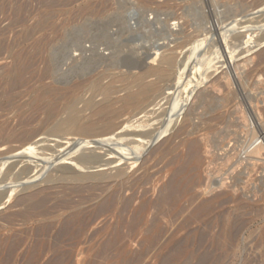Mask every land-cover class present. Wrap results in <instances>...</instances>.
Returning a JSON list of instances; mask_svg holds the SVG:
<instances>
[{"label":"rangeland","instance_id":"374dc122","mask_svg":"<svg viewBox=\"0 0 264 264\" xmlns=\"http://www.w3.org/2000/svg\"><path fill=\"white\" fill-rule=\"evenodd\" d=\"M132 4L134 5L132 6ZM262 4L264 5V0H0V148H5V151H8V149L11 150L10 153H7L0 157V171L3 174L7 166L11 163L16 162V159L18 162H16V164L18 165L15 169V173L18 174H20L19 171L21 169L23 170L25 166L34 167L38 170L39 168L43 167V164L45 166V163L43 162H45L46 160H52V155L54 154L55 150L58 151L61 149V147H57L58 143H56L54 140H63L55 136L53 133L51 134L52 127L57 121L67 117V115L71 112V107H75L79 110L84 109V103H86L87 99L90 100L89 97L92 98L91 96H93L94 92L97 89L95 86L92 88V80H96L101 76H103L101 78H105L104 76L106 75L107 79L102 80L103 84H110L112 78L115 77V75L120 76V73L126 72L127 74L130 72H142L150 67V65H154V63L152 64L151 56L155 52V50L161 49L160 51L162 52L169 48L165 53L169 54L173 47L179 45L180 43H183L182 47L178 49L179 57L177 66L175 68V74L166 83V88H169L172 85L176 84L181 74L185 76L190 74L191 69H188L189 71L187 70V72L185 71L187 74L185 72H182L187 67L191 68L190 63L192 60H190V52L192 51V49H195L196 47L198 51L199 45L202 44L203 48L207 46V43L210 45V43L213 42L212 36H214L215 39L217 37L216 33L221 32V30L219 29L224 27L223 25L228 26V23L230 22L233 23L239 21L240 23H244L245 21V25H257L258 21L264 19V14H256L257 11H255L263 7ZM124 16L126 17V19ZM112 17H114L115 19ZM119 17H121V19ZM255 17L258 19H256ZM250 19H252V21ZM116 21H118L120 25H118V22ZM219 21L221 23L223 22L221 24L222 27L220 26ZM248 21L252 23H246ZM174 22L177 24L179 23L180 25L178 24L177 27H174ZM92 33L93 35H95L93 36ZM79 36L81 37V39L79 38ZM140 39L143 41H141ZM231 41L233 40H228V42ZM233 42L234 44H232ZM233 42H231L232 45L229 44V46L221 43V46H218L217 48H210L211 46L206 47L207 49L205 50L202 48V52L200 49V53L202 56L206 54L208 55L210 52L209 57L214 59L209 64V72L212 73V71L216 69V66L221 67V65H224V67L219 68L218 71L210 76L208 82H205V85L201 87V91L206 94L214 92V94H216L214 95L212 93L214 96L210 93L213 98L217 96V98L221 97V99L223 98L224 100V98L228 96L226 94L230 91V93H232L234 89L232 95L230 96L229 93V97L226 98L229 99L231 97V99L229 100L232 101V98L236 94L238 97L237 98L235 96L232 103H230V101L223 102V100H221L220 103L228 104L227 107H225V104H223L225 105L224 107L222 104H219L218 108L214 111L215 113L212 115L218 116L219 114V116L215 120H212L213 117L209 114V112L212 114V111H209L210 109L208 107L206 109L203 108L205 107V105H202L203 107L199 106L198 100L194 98L191 102V104L194 105V109L196 110V112L192 110L194 115L192 112L190 113V116L188 115V122L182 120L181 118L183 117L178 116V120H175V122L172 124V127L170 125L167 128L168 131L162 134L159 139V143L156 144L154 149L149 151L150 154L147 152L148 150L142 149L144 148V144L143 142H141V144L139 140H137V137L131 138L134 139L132 140V143L131 139H128L130 137L116 140V142L119 141V143L114 144L116 142H113L110 146H108V148L111 147L109 149H107L106 147V149H103V147H85L82 149L83 151H91L98 155H105L106 150H108V153L111 156L115 157L111 160L110 155L106 154L107 157L106 155L104 157L107 159L103 157V160H111V162L113 161V163L116 156L120 158L122 155L123 157L127 155L125 158L121 157L123 160H126L139 156L143 150L146 151H143L144 153L141 154L142 157L139 159V161L137 160V166L133 167V165H129V163L135 160H130L129 162L128 160H124V162L123 160H121V158L119 159L120 161L117 160L118 158H116L114 164L116 167L120 166L119 168L125 170L128 174H133L134 178L143 176L144 173L149 175L150 181H145L143 182V185L140 184L142 185L141 187L140 185H138L136 188L138 190H136L137 199L134 202V206L136 207L145 199L156 203V200H159L157 199V197L161 196L160 194L164 192L163 187L168 184L167 182H169L171 175L176 172L175 170L177 168L181 169V167H183L181 164L184 165V162L187 161V158H185V156L188 157L189 155V147L194 142H198V140H201V142L205 141L206 147L204 146L200 151L201 154H199L202 159L199 160V162L202 165L200 166L199 162H197V164H192L184 173L189 180L192 175L194 176L189 183V187H193L188 188V190L191 192H188L187 190V194L182 193L181 196H178V204L180 207L186 208L185 211L180 215L181 217L178 216L176 218L173 215H170L161 218V224H163L167 230V232L165 233V237L162 239V244L171 240L168 247L163 246L164 249H161L162 247L158 246L155 248V250L152 249L149 253L140 256L144 235V232L141 231L133 240L128 242V245L126 246L127 253L121 254L119 250H115V252L114 249H112V251L109 250L108 252H105L102 256H100L99 254L102 253V250L104 248L101 247L102 244L105 245L107 241L106 239H108L106 237L110 236L119 219L120 205L111 214L96 221L95 224L88 229L87 234L82 239V243L74 247L75 249L71 258V264H91L90 262H92L93 264H162L166 259V256L167 258H169L170 255H173L175 253L174 251L170 250L173 244L182 241L186 236L194 239L197 236L198 232L203 228V225H201L200 223L193 222L189 224L185 222L186 218L189 215L188 213H190L192 209L191 206H189L192 203L191 200L197 197L198 200L200 199L199 201H197V203L202 201L203 199H206L203 201H208V199L211 201L212 199L213 203H221L220 205L222 206L216 209L209 216L216 222V231H218L220 228L222 217H227L230 221L240 219L248 222L246 229H244V231L241 233L240 240H238L236 255H229L228 258H225L226 264H246V261L250 259H254V261H257V259L259 258L258 256H260L261 251H263L264 249V245L258 247V249L254 241V239H256V237H258L260 235V232L264 229V124H261L259 120L261 119L262 123L264 122V120L262 119V117H264V44L257 48H253L251 52L248 53L247 57L245 54H242L245 48L244 43L242 44L241 41ZM250 42L253 44L252 40ZM66 43H68L69 45ZM235 45H242L244 48L242 46L236 47ZM77 47H79L80 49ZM227 47L235 49L232 52L234 54L233 58ZM241 48L243 50H241ZM75 49L77 50L75 51ZM197 54H199V51L197 52ZM246 60L249 61H247L246 63ZM147 63H149V65ZM239 64L241 65L242 69L240 71H237L235 70V66ZM109 67H111L112 69ZM107 70L109 72H107ZM101 72L102 75L100 74ZM240 72H242L241 78L240 74L238 75V73ZM258 72L261 75L263 74L261 80L256 75ZM224 73H226L227 75L229 74V78L231 77V89L230 85L227 86L226 83L225 86V82L222 83V81H219L220 79L222 80V76L224 75ZM98 74H100V76ZM185 76L183 77L185 78ZM244 76L247 79H245ZM250 77L252 78V80ZM151 79H153V77ZM188 79L189 78L186 79V82H188ZM214 80L216 82L218 81V83L221 82L224 85L221 87L219 85V87L223 89H220L217 86V93L215 89L216 87L214 88L212 85ZM89 81H91L92 83ZM130 81L131 78L127 77L124 80L118 79L117 82L115 80V82H113L112 84L114 87L116 86L117 88H120L126 86ZM240 81H245L247 86L244 87L242 85V82ZM253 82H255L256 85L253 84ZM258 82L263 83L259 84ZM182 87L183 89H185L186 85L183 84ZM250 88H252V90H250ZM133 90H135V88H133ZM174 90H168L169 92L166 91L165 96H167L168 93L171 92L175 93ZM218 90L222 93H220ZM234 93L236 94L234 95ZM121 94H123V92L118 95ZM248 95H252L254 97L257 96V98L260 100L258 108H260V112L262 111L260 113L261 118L258 117V113L254 108L258 102L255 101V103L253 102L254 104L251 105L250 101L248 100ZM100 99L101 97H97L96 101H99ZM163 103L164 102H162L161 104ZM168 104L169 103L163 104V106L165 107H156L158 109H160L161 107L162 109H160L159 111L155 108V110L158 111L156 113H158V115L164 114L165 111L163 113V110H168L170 107V104ZM196 105L197 109L195 107ZM153 106L154 105H151L148 110H151ZM220 106L222 107L220 108ZM219 108L220 110H218ZM131 111L132 110H128L122 118L125 123L128 122L127 125L129 126L133 124L132 122H129L132 119L131 113L133 112ZM88 113L89 112H87V114ZM230 113H232L233 116ZM129 114H131V116H129ZM141 116L142 115H139L138 117L140 118ZM219 117L222 118L220 119ZM152 118L153 117H151V119ZM227 118L229 121L227 120ZM242 119L245 121V123ZM225 121H228V123H226ZM155 123H158V121H155ZM139 124L140 123H137L134 126H137ZM245 124L248 125L245 126ZM227 126L229 127L227 128ZM125 129L126 130L124 131V133L133 128L131 127ZM218 130L219 132H217ZM28 131H36L37 133L35 135L39 134L37 136H33L34 139L30 138V140L33 139L32 142L37 143L39 149L36 145H34V147L36 146L37 150H40L41 147V151L35 150L34 152V148L30 146V144H28V142L26 141L29 140V137H25V133ZM189 133H191L192 135ZM254 133L258 135L256 136ZM70 137H72V135ZM171 138H173L174 140ZM205 138L209 140L207 141ZM122 140L125 143H123ZM191 141L194 142L192 143ZM217 141L219 142V144ZM126 142H130V144ZM213 142L217 143V145H213ZM120 143H123V145L120 146ZM135 143L139 144L136 145ZM208 143L212 146L208 145ZM121 147L125 149V151L122 149L125 155L123 152H121ZM137 148H139V150L142 149L140 150L141 152L138 151ZM136 150L138 151V153ZM256 150L258 151L255 152ZM99 151H101V153ZM186 151H188L187 155ZM20 152L22 155L20 154ZM79 152L67 155L64 158L60 159L61 161L59 160L55 162L54 165H49L50 168L48 169L47 167V169L49 171H53L50 173L48 171V174H44L46 175L45 177L41 175L42 173L40 172V178H38L39 176L35 178L34 175L36 174V170H33L29 175L32 178L30 181L28 180V177L25 178V176H23L24 180H17L14 179V177L9 178V181L7 180L6 182H4L6 185L3 188H0V192L7 191L8 187H10V184L11 186L13 184L17 186L16 192L14 193L12 200L9 201L6 205L2 206V212L4 211L7 214L18 212L19 209L22 208V206H15L14 202H16V199L19 196L29 194L36 189L60 187L57 188L56 191L58 192L59 196L64 195L62 187H64V185L66 186L67 182H62L60 180L61 176L59 177V175H61V172L57 171L58 167L63 164L65 160H72V157L73 159L76 158V155L80 154ZM133 152L134 154H132ZM250 152L255 153V155ZM17 153L18 155L16 156ZM26 154H29L27 155L29 158H27ZM32 154L34 157L32 156ZM120 154L121 156L119 157ZM129 154H132L133 157ZM67 157H70V159ZM215 157L218 158V160H216ZM184 159L186 160L184 161ZM12 160H14V162H11ZM39 161L42 163L39 164ZM117 162L121 163L118 164ZM225 163L228 164L226 165ZM3 164L6 165L4 166ZM30 164L33 166H31ZM209 165L211 166V168ZM192 166L194 168L196 167L195 169L197 170L192 168ZM190 168L192 169V171L194 169V171H191V173H189ZM115 170L116 169L108 171V173L115 172ZM228 173L230 174L228 175ZM52 175L53 179L50 178V176ZM56 178L60 182H57ZM55 180L56 182H53ZM25 181L27 184L25 183ZM147 182L149 183L146 184ZM17 184L25 185L20 187ZM25 188H27V190L23 191L22 189ZM204 189L205 191H203ZM212 191L215 196H212L214 195ZM223 191L225 192L222 193ZM131 192L132 191L130 190H126L125 192H123V195L125 197H128L129 195H131ZM80 195L89 197L90 192L85 191ZM73 197L76 200L79 199L76 195H74ZM90 205L91 203L85 204L84 207L86 208V206ZM156 210V206H153V208H151L148 220L152 219V217L154 216L153 214L157 212ZM64 217L65 216H62L60 221L56 224L57 228L60 227ZM130 217H132L131 212L126 213L124 216L127 221H130ZM0 224V238L8 236L10 234L9 230L4 228L5 224ZM37 225L38 224L28 225L27 228L32 229ZM23 228L24 227H20L19 224L16 227L15 231L19 232ZM101 229H103L102 232L100 234H96V232ZM123 232H126L127 234V228H123ZM169 236L170 238H168ZM166 238L167 241H163L166 240ZM167 251L169 253L171 252L170 255ZM49 258L50 254L44 257L43 263H45ZM19 260L20 256H17L16 261L18 262ZM170 264H184V260L179 257L178 259H172Z\"/></svg>","mask_w":264,"mask_h":264},{"label":"bare ground","instance_id":"6f19581e","mask_svg":"<svg viewBox=\"0 0 264 264\" xmlns=\"http://www.w3.org/2000/svg\"><path fill=\"white\" fill-rule=\"evenodd\" d=\"M133 5L134 4H132V6ZM261 8L258 10H255V11H257L256 14L257 13L264 14V5ZM254 16H256V15H254ZM258 16H259V14H258ZM112 18H114V17H112ZM119 18L121 19V17H119ZM119 18H117V19H119ZM125 19H126V17H125ZM256 19H258V18H256ZM250 20L252 21V19H250ZM116 22H118V21H116ZM203 23H205V22H203ZM222 23L220 22V26ZM246 23H252V22L248 21ZM123 24H125V23H123ZM178 24L174 22L173 26L177 27ZM228 24H229L228 26L227 25H223L224 27L221 26L222 28L219 29V30H221L220 33L216 31L217 37L214 39V36H212L213 42H211L210 45L206 41L207 46H205V44H204V46H205L204 48L202 47V44L198 46L199 54H197L198 51H197L196 47H195V49H192V51L190 52V60H192V61H191V63L189 62L191 68L187 67L182 72V73H184L185 71L187 72L188 69L189 70L191 69L190 74L186 75V76L181 74L180 78L176 82V84L172 85L173 84L172 83L171 84L172 86L169 88H166V83L175 74V68L177 66L178 57H179L178 49L182 47L183 43H180L179 45H176L175 47H173V49L171 50V52L169 54H165L169 48L165 51H162V52L160 51L161 49L155 50V52L151 56L152 57V59H151L152 64L154 63V65L153 66L150 65V67L147 66L148 68L142 72H134V73L130 72L127 74L125 72V73H120L121 75L118 74L120 76H116L114 74L115 77L112 76L113 78H112V81L110 84H103L102 80L107 79L106 75L104 76L105 78H101V77H103V76H101V77L97 78L96 80L94 79L95 81L92 80L93 83L91 81H89L93 84L92 88L95 86L97 89L95 88L96 91L94 92L93 96H91L92 98L89 97L90 100L87 99L88 101L86 100V103H84L85 104L84 109L79 110L75 107H71L72 108L71 112L67 115V117L57 121L52 127L51 134L53 133L55 136L59 137L60 139H63V140H54L56 143H58L57 147H61V149L58 151L55 150L54 154L52 155L53 159L51 158L52 160H46L45 162H43V163H45V166L43 164V167H42L43 169L39 168L37 170V168L25 166L23 170L21 169L22 172H21V170L19 171L20 174L15 173V171H16L15 169L18 165V164H16L17 159H16V162H14V160H12L11 162H14V163L9 164L7 166V168L5 167L6 169L4 168L5 172L3 174L0 171V174H1L0 188H3L6 185L4 182H6L11 177H14V179H17V180H22V179L24 180L23 176H25V178L28 177V180L30 181L32 178L29 175L33 170H36V172H35L36 174L34 175L35 178L38 176H39L38 178H40V175H39L40 172L42 173L41 175H43L45 177L46 175H44V174H46L49 171L48 170L50 168L49 165H54L55 162L59 161L60 159L64 158L65 156L79 152L85 147H93V148L94 147H96V148L97 147H99V148L103 147V149L106 147L107 149H109L111 147L108 148V146H110L113 142H116V140H119V139L121 140V139H125V138L130 137V138H128L130 140L132 137H137L138 138L137 140H139L140 143L143 142V144H144V148H142V149L148 150L147 152L149 153V151L154 149L156 144L159 143V141H160L159 139L162 136V134H164L168 131L167 128L170 125L172 127V124L175 122V120L178 118V116L183 117L181 119L185 120V122L186 121L188 122L187 118H189L192 110H194L196 112V110L194 109V105L191 104V102L193 101L194 98L196 100H198L199 106L205 105V107L202 106L205 109L208 107L210 110L209 109H207V110L212 111V114L209 111H207V112H209V114L212 116L215 113L214 111L218 108L219 104H222V103H220V101L223 100V98L221 99L220 96H219L220 98H217V96H215L213 98V96L216 95V94H214V92H210L211 94L212 93L214 94V95L212 94L213 96L210 95V93L206 94V93L201 91V87L203 85H205L204 84L205 82H208V80L210 79V76L213 73L218 71L219 68L224 67V65H221V67L216 66V69L214 71H212V73L209 72V70H210L209 64L214 59L209 57V55H210L209 51H208L209 52L208 55L206 54V55L202 56L200 53V49L202 52L203 49L204 50L207 49L206 47L211 46L210 48H214V47L217 48L218 46H221V43H224V45L226 44L227 46H229V44L230 45L234 44L233 41H239V42L241 41L242 44L244 43L245 48L242 45H237V46H242L244 48V50L241 48V50H243L242 54H245L247 56L248 53H250L253 48H257V47L264 44V19H262L261 21H258L257 25H253V24H250V25L246 24L245 25V21H244V23H240L239 21H236L233 23L230 22ZM106 25H107V23H106ZM118 25H120L119 22H118ZM218 27H219V24H218ZM181 34H182V32H181ZM92 35H93V33H92ZM79 38L81 39L80 36H79ZM228 40H233V41H231L233 43L231 44V42H228ZM251 40H252L253 44L250 42ZM86 41H88V40H86ZM141 41H143V40H141ZM258 42H259V44H258ZM68 43H66V44H68ZM169 43H171V42H169ZM203 43H205V42H203ZM77 46H78V44H77ZM79 47H80V45H79ZM79 47H77V48H79ZM230 47L229 48L227 47V48H228V51L230 52V54L232 55V58H233L234 54L232 52L235 49L234 48L232 49ZM69 49H71V48H69ZM76 50L77 49H75V51ZM75 51H73V52H75ZM83 52H84V47H83ZM263 52H264V50H263ZM71 53H72V51H71ZM138 54H140V53H138ZM252 54H254V53H252ZM249 55H251V54H249ZM179 59H181V58H179ZM188 59H189V56H188ZM247 61H249V60H246L245 62L247 63ZM259 61H257V62H259ZM149 62H151V61H149ZM263 63H264V61H263ZM147 64L149 65V63H147ZM258 64H260V63H258ZM109 68H111V67H109ZM241 69H242V67L240 64L235 66V70L240 71ZM108 70H107V72H109ZM263 70H264V68H263ZM180 71H181V69H180ZM100 74L102 75V72ZM100 74H98V75L100 76ZM239 74H240V78H241L242 72L238 73V75ZM228 75L226 73H224V75L222 76V80L221 79L219 80V81H222V83L225 82L224 85L227 83V86H229L230 82H231L230 81L231 77L229 78L230 75L229 76ZM256 75L261 80V77L263 74L261 75L258 72ZM183 76H185V78ZM127 77L131 78V81L128 82L127 85L125 84L126 86L120 87V88L113 86L112 83L115 82V80L117 82L118 79L124 80ZM152 77H153V79H151ZM218 77H219V75H218ZM109 78H111V77H109ZM187 78H189L188 82H186ZM244 78H245V76H244ZM245 79H247V78H245ZM245 79H243V80H245ZM251 80H252V78H251ZM214 81H213L212 85L214 88L216 87L215 89H216V93H217V89H218L217 86L219 87V85H220V87H221L224 85L221 82L220 83L222 85L220 83H218V81L217 82L216 81L214 82ZM240 82H242V85L244 87L247 86L245 81H240ZM258 83L262 84L260 82H258ZM92 84H90V85H92ZM183 84L186 85V88H185L186 90L183 89V87H182ZM253 84H255V82H253ZM251 85H252V83H251ZM133 88H135V90H133ZM166 89H168V90H174L175 89L174 90L175 93L171 92V93H168L167 96H165L166 91H168ZM220 89H223V88H220ZM230 89H231V85H230ZM237 89H239V88H237ZM250 90H252V88H250ZM213 91H215V90H213ZM233 91H234V89H233ZM233 91H232V93H233ZM121 92H123V94L118 95ZM220 93H222V92H220ZM229 93L226 94V95H228L226 97H229ZM232 93H230V96L232 95ZM235 94L236 93H234V95ZM235 96L237 97V94ZM235 96L234 97L232 96V97L235 98ZM97 97H101V99L99 101H96ZM225 98H224L225 101L223 100V102H227V101L229 102L230 101L229 99H231V97L229 99L228 98L225 99ZM233 98H232V101H233ZM59 99H61V98H59ZM248 100L250 101L251 105L254 104L255 101L258 102L254 108L256 109V111L258 113L257 114L258 117L261 118L260 113L262 111L260 112V110H259L260 108H258V104H259L260 100L257 98V96L254 97L252 95H248ZM232 101H230V103H232ZM162 102H164L163 104L169 103L170 107L168 110L167 109L163 110V113L165 111L164 114L160 113L162 115H158V113H156L158 111H156L155 108L158 106L165 107V106H163V104H161ZM223 104H225V103H223ZM227 104H225L226 106L223 105V107L224 106L227 107ZM151 105H154L153 108L151 110H148V108ZM195 107L197 109V105ZM221 107L222 106H220V108ZM158 108H156V109H158ZM220 108L218 110H220ZM160 109H161V107H160ZM160 109H158V110L160 111ZM128 110H132L131 112H133V113L130 112L132 114V119L129 122L133 123L130 126L127 125L128 122L125 123L122 120L123 116L126 114V112ZM87 112H89V113L87 114ZM199 113H201V112H199ZM131 114H129V116H131ZM230 114L232 115V113H230ZM139 115H142V116L139 118L138 117ZM193 115H194V113H193ZM161 116L163 119L161 118ZM218 116H219V114H218ZM218 116L215 115V116H212L214 119L212 117L211 118H212V120H215ZM151 117H153V118L151 119ZM262 119L264 120V117H262ZM135 120H137V121H135ZM225 120H226V118H225ZM227 120H228V118H227ZM230 120H231V118H230ZM259 120H260L261 124H264V122L262 123L261 119H259ZM155 121H158V123H155ZM228 121H225V122L228 123ZM192 122H194V121H192ZM208 122H209V120H208ZM233 122H234V120H233ZM257 122H259V121H257ZM137 123H140V124L137 126H134ZM226 123H225V125H226ZM244 123H245V121H244ZM230 124H231V122H230ZM246 125H248V124H245V126ZM131 127L133 129H130L128 132L124 133V131L126 130L125 128H131ZM215 127H216V125H215ZM228 127L229 126H227V128ZM232 128H234V127H232ZM39 130H40V128H39ZM174 130H176V129H174ZM217 132H219V130ZM36 133H37L36 131H28L25 133L26 134L25 137L26 136L29 137L28 138L29 140H26V141L28 142V144H30V146H32L34 148L33 149L34 152H35V150H37L36 146L38 145L37 143L32 142V140L34 139L33 136L39 135V134L35 135ZM189 134H191V133H189ZM69 135L70 136L72 135V137H70ZM30 138H33V139L30 140ZM64 139H67V140H64ZM171 139H173V138H171ZM203 139H202V141H203ZM132 140H134V139H131V143H132ZM122 142L125 143L123 140H122ZM191 142L193 143L194 141H191ZM117 143H119V141L114 143V144H117ZM123 143L122 144L120 143L121 144L120 146H122ZM126 143H128V142H126ZM253 143H255V142H253ZM128 144H130V142ZM138 144L139 143H137L136 145H138ZM210 144H211V140H210ZM210 144L208 143V145H210ZM212 144L217 145V143H214V142ZM218 144H219V142H218ZM34 145H36V146L34 147ZM64 145H66V146H64ZM205 145H206L205 141L201 142V140H198V142H194L189 147L190 148L189 149V155H188V157L185 156V158H187V161L184 162L186 160V159H184V161H183L184 165L181 164L183 167H181V169L177 168L175 170L176 171L175 173H173L174 171L172 172L173 175H171L169 182H167L168 184L165 187H163L164 192L162 194L159 193L161 196L157 197V199H159V200H156L157 201L156 203H153L150 200L145 199L142 202H140V204L138 206H136V207L134 206V202L137 199V195H136L137 191H138L136 189L137 186L140 184L143 185V182H145V181H148V180L150 181V177L148 174L144 173L143 176L134 178L132 173H131L132 175H130L125 170L120 169L119 168L120 166L116 167L114 164H115L116 158H118V157L116 156L114 163H113V161L111 162L112 158L114 159L115 156H111L108 153L109 152L108 150H106V154L110 155L111 160H109V161L103 160V157L106 154L105 155L102 154L103 156L99 154L100 155L99 156L98 154H95L94 152H91V151H83L82 150L83 152L82 151L79 152L80 154L76 155L77 157L74 159L72 156H70V157H72V160H68V159H67L68 161L65 160L64 163L62 162L63 164H61V165L59 164L60 166L58 167V170L56 169L57 171L61 172V175H59V177L61 176L60 180L62 182H67L66 186L64 185V187H62L64 195H61V196L58 195V192L56 190H57V188H60V187H57V188H55V187L49 188L48 187V188H44V189H36L35 191H33L29 194L19 196L16 199V202H14L15 206H22V208H20L18 212L13 213V214H9V213L7 214L4 211L2 212V209H3L2 206L6 205L9 201H11L13 196H14V193L16 192L17 186H15L14 184L11 186V184H10V187H8L7 191L0 192V223L5 224L4 228L9 230V232H10V234L8 236L0 238V264H71V258L73 256L74 249H75L74 247H76L77 245L82 243V239L87 234L88 229L92 225H94L96 221H98V220L102 219L103 217L111 214L120 205L121 206L119 207L120 208L119 219L117 221L116 226L112 230V233L110 234V236L107 235L109 237H106L108 239H106L107 241L105 240L106 241L105 245L102 244L101 247H104V248L102 250V253L99 254L100 256H102L105 252H108L109 250L112 251V249H114V251L119 250L121 254L127 253L126 246L128 245V242L133 240L137 236V234L140 233L141 231L144 232V235H143V241H142L140 256H143V255L149 253L152 249L155 250V248L158 246L162 247L161 249H164L163 246L168 247L171 240L169 242H166V243L164 242L165 244L164 243L162 244V239L165 237V233L167 232V230H166L165 226L163 224H161V218L162 217L164 218V217H167L170 215H173L174 217L177 218L178 216L183 214V212L185 211L186 208L180 207L178 204L179 203V200H178L179 197L178 196L179 195L181 196L182 193L187 194L188 192H191L188 190V188L193 187V186L189 187V185H190L189 183H190L192 177H194V176L192 175L191 178L189 177L190 178V180H189L184 173L192 164H197V162H199V160H202L201 157L199 156V154H201L200 151H201V149H203V147ZM124 146H125V144H124ZM133 146H135V145H133ZM188 146H189V144H188ZM210 146H212V145H210ZM210 146H208V147H210ZM260 147H261V145H260ZM37 148H38V146H37ZM122 149L125 151V149L121 147V149H120L121 152H123ZM137 149H138V151L142 150V149L139 150V148H137ZM186 149H188V148H186ZM256 149H257V147H256ZM233 150H234V148H233ZM6 151H5V148H0V157L11 152L10 149H8L7 152ZM37 151H41V147H40V150H37ZM138 151H137V153H138ZM143 151L142 152L140 151L141 152L140 155L135 157V158L126 159V160H128V162L130 160H135V161H132L131 163H129V165H133V167L137 166L138 165L137 160L139 161V159L142 157L141 154L146 152V151H144V152ZM257 151L258 150H256L255 152H257ZM99 152L101 153V151H99ZM126 152H127V150H126ZM186 152H187L186 153V155H187L188 151H186ZM112 153H114V152H112ZM250 153H252V152H250ZM20 154H21V152H20ZM132 154H134V152ZM132 154H129V155H132ZM252 154L255 155V153H252ZM17 155H18V153L16 154V156ZM27 155H29V154H26V156ZM124 155H125V153H124ZM32 156H33V154H32ZM120 156H121V154L119 155V157ZM134 156H136V155H134ZM70 157H67V158L70 159ZM106 157H107V155H106ZM121 157H123V155ZM125 157H123V158H125ZM132 157H133V155H132ZM199 157H200V159H199ZM24 158H26V157H24ZM27 158H29V157L27 156ZM120 158H118L117 160H119ZM105 159H107V158H105ZM121 160H123V159L121 158ZM216 160H218V158H216ZM34 162H38V161H34ZM121 162H119V163H121ZM41 163L42 162L39 161V164H41ZM202 163H203V161H202ZM220 163H221V161H220ZM199 164H200V162H199ZM201 165L202 164H200V166ZM31 166H33V165H31ZM47 167H48V169H47ZM51 167H53V166H51ZM192 168H194V167L192 166ZM210 168H211V166H210ZM114 169H116L115 172H109L108 173V171H112ZM178 169H180V170H178ZM190 169H189V171H190L189 173H191V171H192V169L191 170ZM194 169H193V171H194ZM195 170H197V169H195ZM233 170H234V167H233ZM52 171H49V173ZM229 174L230 173H228V175ZM187 175H189V174H187ZM212 175H213V173H212ZM236 176H238V175H236ZM242 176H243V174H242ZM56 177H58V176H56ZM50 178L53 179V175L50 176ZM56 180H57V182L59 181L57 178H56ZM56 180L53 182H56ZM31 182H33V181H31ZM99 182H103V183H99ZM25 183H26V181H25ZM148 183L149 182H147L146 184H148ZM194 183H195V181H194ZM17 185L21 187V186H24L25 184H20V185L17 184ZM142 185H140V187ZM192 185H195V184H192ZM210 186H209V189H210ZM163 188H162V190H163ZM194 188H195V186H194ZM22 190L26 191L27 188L22 189ZM126 190L132 191L131 195H129V194H128L129 196L127 195L128 197H125L123 195L124 194L123 192H125ZM187 190H188V192H186ZM214 190H216V189H214ZM85 191L90 192L89 197H87V196L84 197V196L80 195L82 192H85ZM203 191H205V189ZM214 192H216V191H214ZM224 192L225 191H223L222 193H224ZM212 193H213V191H212ZM216 194H218V193H216ZM74 195L78 196L77 198H79V199L76 200L73 197ZM212 196H215V194ZM217 197H219V196H217ZM197 198H193L191 200L192 203L189 206H191L192 209H191L190 213H188L189 215L186 218L185 222L189 223V224H191L193 222L200 223L201 225H203V228L198 232L197 236L194 239H191L189 236H186L185 239H183L182 241L176 242L175 244H173L172 247L170 248V250L174 251L175 253L173 255H170L171 252L169 253L167 251L169 253L170 257L167 258V256H166V259L164 260V262L163 263L161 262L162 264H170L172 259H178L179 257L184 260V264H226L225 258H228L229 255L230 256L236 255V251H237V247H238V244H237L238 240H240L241 233L244 231V229H246L248 222L245 220L244 221L240 220V219H235L233 221H230L229 218L222 217L221 218L222 223L220 225V228L218 231H216L215 230L216 222H215V220L211 219L209 216L216 209H218V208H220V206H222V205H220L221 203L220 204L213 203V200L211 198H210L211 201L207 198L208 201H203V200H206V199H203L202 201L197 203V201L200 200V199L198 200ZM214 198H216V197H214ZM5 200H6V202H5ZM89 203H91V205L86 206V208H85L84 207L85 204H89ZM153 206L154 207L156 206L157 212H155V214H153L154 216L152 217V219L148 220V216L150 215V211H151V208H153ZM129 212L132 213V217H130V221H127L124 218V216L126 213H129ZM62 216H65V217L63 218L60 227L57 228L56 224L60 221ZM173 222H174V220H173ZM19 224H20V227L23 226L24 228L22 230H20L19 232H17L15 230ZM34 224H38V225L32 229L27 228L28 225H34ZM123 228H127V230H128L127 234H126V232L125 233L123 232ZM102 230L103 229L98 230L96 232V234H100L102 232ZM170 236L168 238H170ZM88 237H89V235H88ZM166 237H167V235H166ZM163 241H167V238H166V240H163ZM254 241H255V245L257 248L264 245V229L260 232V235L258 237H256V239H254ZM160 244H162V245H160ZM20 252H22V253H20ZM48 254H50V258L45 263H43L44 257L47 256ZM161 254H163V253H161ZM96 255H98V254H96ZM17 256H20V260L18 262L16 261ZM258 257L259 258L257 259V261H254V259H252V260L250 259V260L246 261V264H252L254 262H255L254 264H264V249H263V251H261V254ZM164 258H165V256H164ZM90 263L93 264L92 262H90ZM94 263H95V261H94ZM95 264H97V263H95Z\"/></svg>","mask_w":264,"mask_h":264}]
</instances>
